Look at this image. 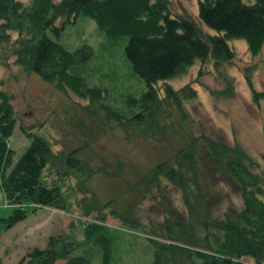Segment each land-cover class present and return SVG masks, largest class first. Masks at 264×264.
Here are the masks:
<instances>
[{
	"label": "trees",
	"instance_id": "1",
	"mask_svg": "<svg viewBox=\"0 0 264 264\" xmlns=\"http://www.w3.org/2000/svg\"><path fill=\"white\" fill-rule=\"evenodd\" d=\"M195 2L196 16L212 32H202L188 15L171 12L170 0H0V44L15 34L12 53L20 66L79 97L100 102L103 116L118 126L149 125L175 138L168 155L127 183L125 190L140 189L127 202L131 218L110 208L122 221L138 224L134 215L140 200L160 192L162 186L176 189L180 209L158 200L162 216L148 227L152 252L147 264H264V172L252 169L253 160L236 140L229 142L203 129L193 131L195 123L184 101L195 95V87L191 82L173 86L168 81L195 59L200 65L209 59L213 67L228 61L235 54L228 42L231 37L242 39L249 55L259 54L264 0ZM78 14L92 19L108 37L124 36V56L144 88L137 95L126 94L122 107L105 102L106 88L90 83L84 68L92 54L90 45L69 49L57 39L64 23ZM202 71L198 67L197 73ZM244 79L253 102L264 95L254 88L248 73ZM15 121L9 94L0 87V193L11 205L9 213L0 216L4 228L38 206H67L57 181L46 183L41 178L52 152L46 138L23 129L28 143L13 159L7 140ZM74 151L64 154L65 165L78 169L80 164L84 169ZM119 167L116 160L115 167L108 163L104 171L116 175ZM228 179L236 187L237 204L219 188ZM221 199L228 200L224 207L219 206ZM109 201L114 203L113 198ZM81 231L82 243L99 250L96 263L89 251L70 253L78 241L49 235L43 246H31L15 264H109L106 225L85 220ZM61 258L63 262L55 263Z\"/></svg>",
	"mask_w": 264,
	"mask_h": 264
},
{
	"label": "rangeland",
	"instance_id": "2",
	"mask_svg": "<svg viewBox=\"0 0 264 264\" xmlns=\"http://www.w3.org/2000/svg\"><path fill=\"white\" fill-rule=\"evenodd\" d=\"M169 9L190 16L202 32L213 31L196 16L195 0H170ZM14 35L0 44V87L9 94L16 118L7 142L14 151V159L28 143L24 130L36 131L48 140L52 152L41 178L46 183L57 181L67 206H38L7 228L0 223V264H15L31 246H43L49 235H66L78 241L70 253L89 251L96 263L98 248L81 241L82 223L92 219L107 227L109 264H147L152 252L148 227L162 216L158 200L180 209L176 189L172 185L162 186L160 192L153 191L140 200L134 215L138 224L122 221L110 208L115 207L117 214L131 218L126 212L127 202L140 189L125 190L127 183L168 155L175 138L169 131L158 133L149 125L120 127L103 116L100 102L79 97L60 88L55 81L44 80L23 68L12 53ZM50 36L55 37L51 33ZM57 39L69 49L82 43L90 45L92 54L84 68L90 73V83L106 88L105 102L122 107L126 94L137 95L144 88L142 79L130 69L124 56V36L108 37L92 19L78 14L64 23ZM228 42L235 49L228 61L213 67L209 59L202 65L195 59L168 81L173 86L191 82L195 87V95L184 101L195 123L193 131L203 129L226 141L236 140L253 160L252 169L264 172V95L256 96L253 102L244 79V73H248L254 88L264 91V42L254 56L246 52L242 39L231 37ZM198 67L204 71L198 74ZM72 148L85 170L79 168L80 164L78 169L65 165L63 156ZM116 160L120 161L118 173L106 174L105 167L108 163L115 167ZM88 169H92L89 174ZM219 188L233 204L238 203V193L230 179L221 182ZM111 198L114 203L109 201ZM227 199H221L219 206L224 207ZM5 203L0 201V216L11 209ZM63 261L61 258L55 263Z\"/></svg>",
	"mask_w": 264,
	"mask_h": 264
}]
</instances>
